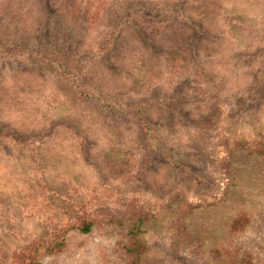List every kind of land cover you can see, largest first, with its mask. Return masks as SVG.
<instances>
[{
    "label": "rangeland",
    "instance_id": "374dc122",
    "mask_svg": "<svg viewBox=\"0 0 264 264\" xmlns=\"http://www.w3.org/2000/svg\"><path fill=\"white\" fill-rule=\"evenodd\" d=\"M132 243L264 264V0H0V264Z\"/></svg>",
    "mask_w": 264,
    "mask_h": 264
},
{
    "label": "trees",
    "instance_id": "16d2710c",
    "mask_svg": "<svg viewBox=\"0 0 264 264\" xmlns=\"http://www.w3.org/2000/svg\"><path fill=\"white\" fill-rule=\"evenodd\" d=\"M145 220L139 218L136 221V224L133 226V228L130 230L129 235L133 237L134 239H137L141 234L144 233L143 227H144ZM93 223H87L82 228H80V231L83 233H89L92 230ZM236 225V224H235ZM64 240H61L60 242H57L55 245H46L44 247L45 251H48L50 254L52 251H55L59 248V250L63 247ZM128 253L130 256L134 259V264H138L141 261V257L145 253V249L143 246L139 244L132 243L130 248L128 249ZM30 264H41L40 262H31Z\"/></svg>",
    "mask_w": 264,
    "mask_h": 264
}]
</instances>
